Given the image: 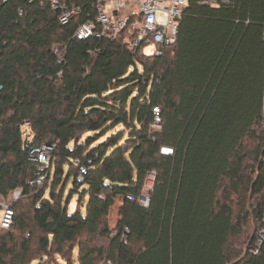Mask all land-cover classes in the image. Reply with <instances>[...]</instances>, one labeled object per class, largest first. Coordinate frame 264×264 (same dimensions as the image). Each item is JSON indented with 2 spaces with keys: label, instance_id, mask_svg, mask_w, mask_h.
I'll return each mask as SVG.
<instances>
[{
  "label": "trees",
  "instance_id": "1",
  "mask_svg": "<svg viewBox=\"0 0 264 264\" xmlns=\"http://www.w3.org/2000/svg\"><path fill=\"white\" fill-rule=\"evenodd\" d=\"M65 1L80 8L67 24L43 0H0V204L21 190L0 264H71L76 247L79 264H264V240L249 252L264 229V0H188L160 56L127 30L75 39L95 0Z\"/></svg>",
  "mask_w": 264,
  "mask_h": 264
},
{
  "label": "built area",
  "instance_id": "2",
  "mask_svg": "<svg viewBox=\"0 0 264 264\" xmlns=\"http://www.w3.org/2000/svg\"><path fill=\"white\" fill-rule=\"evenodd\" d=\"M5 1V0H3ZM200 3L210 7H219L229 4L231 0H199ZM45 5L53 11L59 12V21L61 24H67L74 16L79 14L80 8L74 3H67L65 0H43ZM188 0H95L97 14L94 19H89L80 24L74 32V38L84 40L90 36L102 37L105 34H116L120 31H130L133 35V41L130 43V49L142 50L145 46H155L154 55H163L167 47L173 45L176 40L179 18L186 7ZM96 25H100V30H96ZM264 38V30H263ZM53 52L59 58L63 56V46L54 44ZM170 55H172L170 53ZM263 120H264V93H263ZM155 113V122L153 128L160 129V108L153 107ZM48 146L43 145L32 149L37 157L34 159L40 163H48ZM170 147H161L160 153L164 155L172 154ZM264 159V158H263ZM84 167H80L78 178H82L85 173ZM43 176L38 177L35 182L41 183ZM154 179V173L148 174L146 190L138 197V201L147 205L149 201L147 189L151 187ZM21 193L20 188L14 189L9 196L8 201L0 204L2 215L0 218V228L7 229L12 223L14 211L12 201L16 200ZM264 222V209L261 216ZM264 240V229H259L256 233L253 245L249 252L256 254ZM99 264H116L113 260L106 259Z\"/></svg>",
  "mask_w": 264,
  "mask_h": 264
},
{
  "label": "rangeland",
  "instance_id": "3",
  "mask_svg": "<svg viewBox=\"0 0 264 264\" xmlns=\"http://www.w3.org/2000/svg\"><path fill=\"white\" fill-rule=\"evenodd\" d=\"M154 47L155 46H152V45H149V46H145L142 48V52L146 55H152L153 52H154ZM22 130H23V136L26 137V135L29 134V130H28V127L27 125H23L22 126ZM8 200V199H7ZM116 202H118V204H120L121 202V199L118 197L116 200H115V204ZM77 204H78V199H77V195H73V197L70 199L69 201V205H68V211L70 213L74 212L77 208ZM114 208L112 209L111 213H109V216H108V221H109V225L110 227H113L115 226L116 224V221L118 219V209H119V205H113ZM80 209L81 211L84 212L85 210V204L83 203L81 206H80ZM1 215H2V211L0 209V218H1ZM77 253H78V248L76 247L73 251V254H72V257H71V264H79L78 263V259H77ZM57 258V262L58 264H67L63 259H61L59 256H56ZM36 261H33L31 264H34Z\"/></svg>",
  "mask_w": 264,
  "mask_h": 264
},
{
  "label": "crops",
  "instance_id": "4",
  "mask_svg": "<svg viewBox=\"0 0 264 264\" xmlns=\"http://www.w3.org/2000/svg\"><path fill=\"white\" fill-rule=\"evenodd\" d=\"M113 207H114V206H113ZM113 207H112V208H113ZM112 208L110 209L109 213H111V211H112Z\"/></svg>",
  "mask_w": 264,
  "mask_h": 264
},
{
  "label": "water",
  "instance_id": "5",
  "mask_svg": "<svg viewBox=\"0 0 264 264\" xmlns=\"http://www.w3.org/2000/svg\"><path fill=\"white\" fill-rule=\"evenodd\" d=\"M148 189H150V188H148ZM148 189H147V190H148ZM120 204H121V202H120ZM120 204H119V206H120ZM112 207H113V206H112Z\"/></svg>",
  "mask_w": 264,
  "mask_h": 264
}]
</instances>
